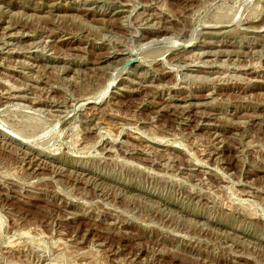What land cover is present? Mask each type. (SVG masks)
Masks as SVG:
<instances>
[{
  "label": "rangeland",
  "instance_id": "obj_1",
  "mask_svg": "<svg viewBox=\"0 0 264 264\" xmlns=\"http://www.w3.org/2000/svg\"><path fill=\"white\" fill-rule=\"evenodd\" d=\"M0 264H264V0H0Z\"/></svg>",
  "mask_w": 264,
  "mask_h": 264
},
{
  "label": "bare ground",
  "instance_id": "obj_2",
  "mask_svg": "<svg viewBox=\"0 0 264 264\" xmlns=\"http://www.w3.org/2000/svg\"><path fill=\"white\" fill-rule=\"evenodd\" d=\"M206 53V52H205ZM207 53H209V52H207ZM202 55V54H201ZM205 55V54H204ZM206 55H208V54H206ZM118 68V67H117ZM109 82V81H108ZM12 88V87H11ZM104 93V92H103ZM7 100H10V101H15V100H20V99H22V97H18V96H11L10 94H8V97L6 98ZM92 100H94V99H92ZM95 101H97V99H95ZM33 104H34V102H32ZM92 104H96V102H94V103H92ZM91 111H93L94 112V110H92L91 109ZM7 133V132H6ZM5 132L4 133H2L4 136H7V134H6ZM8 137V136H7ZM137 139V138H136ZM157 139V138H156Z\"/></svg>",
  "mask_w": 264,
  "mask_h": 264
},
{
  "label": "water",
  "instance_id": "obj_3",
  "mask_svg": "<svg viewBox=\"0 0 264 264\" xmlns=\"http://www.w3.org/2000/svg\"><path fill=\"white\" fill-rule=\"evenodd\" d=\"M130 63V61H128L126 64Z\"/></svg>",
  "mask_w": 264,
  "mask_h": 264
}]
</instances>
